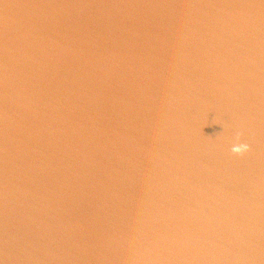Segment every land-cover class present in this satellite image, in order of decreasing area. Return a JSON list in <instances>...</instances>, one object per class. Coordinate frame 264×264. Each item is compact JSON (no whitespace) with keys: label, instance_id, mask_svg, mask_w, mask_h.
<instances>
[{"label":"water","instance_id":"obj_1","mask_svg":"<svg viewBox=\"0 0 264 264\" xmlns=\"http://www.w3.org/2000/svg\"><path fill=\"white\" fill-rule=\"evenodd\" d=\"M0 264H264V0H0Z\"/></svg>","mask_w":264,"mask_h":264},{"label":"clouds","instance_id":"obj_2","mask_svg":"<svg viewBox=\"0 0 264 264\" xmlns=\"http://www.w3.org/2000/svg\"><path fill=\"white\" fill-rule=\"evenodd\" d=\"M249 151V146L245 143H235L231 147V152L236 155H242Z\"/></svg>","mask_w":264,"mask_h":264}]
</instances>
